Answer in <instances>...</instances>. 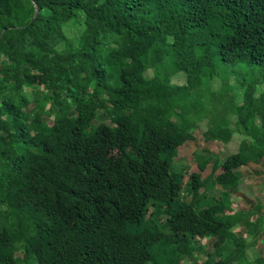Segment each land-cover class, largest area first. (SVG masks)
Masks as SVG:
<instances>
[{
	"label": "trees",
	"instance_id": "trees-1",
	"mask_svg": "<svg viewBox=\"0 0 264 264\" xmlns=\"http://www.w3.org/2000/svg\"><path fill=\"white\" fill-rule=\"evenodd\" d=\"M202 124L240 140L225 160L196 152L206 178L175 165ZM263 162L264 0H0V264H177L198 237L221 247L252 211L222 235L228 206L201 190L230 201Z\"/></svg>",
	"mask_w": 264,
	"mask_h": 264
},
{
	"label": "rangeland",
	"instance_id": "rangeland-1",
	"mask_svg": "<svg viewBox=\"0 0 264 264\" xmlns=\"http://www.w3.org/2000/svg\"><path fill=\"white\" fill-rule=\"evenodd\" d=\"M49 107V106H48ZM49 124H53V118L48 120ZM176 117L172 116L169 120L170 128L175 131ZM204 124L196 130L194 133V139L186 141L178 151V156L175 159V165L179 168L188 167L187 175L191 173H200L202 178H206L212 170V166L201 172L197 160L196 152L200 150H208L211 153L218 154L222 160H225L228 156L237 152L240 144V140L236 137H228L230 131H224L225 134H221L211 139L205 135ZM229 138V139H228ZM221 171H218L219 174ZM179 175L175 181L182 185L181 198H185L188 194V176ZM241 177V183L239 190L233 192L230 195V201L223 197V189L217 185L211 191L202 189L201 193L208 197H214L220 203H226L228 210L226 215L220 217L225 223V230L222 231V235H225L229 230V216L233 213L246 211H252V215L246 213L245 218L249 217L251 225L248 229L239 224L238 228L231 230L235 234L234 237L229 236L225 245L221 247H215L212 240H206L196 238L194 242V256L182 257L177 260V264H194L196 259L201 264H216L218 257L216 252H221L223 258L228 260L230 264H237V260L240 264H264V162L262 165L250 163L248 166L242 167L239 170ZM190 199V198H188ZM210 202H213L210 200ZM260 220L258 221V219ZM247 222L243 218V223ZM257 222V223H256ZM144 225L140 223L139 227ZM215 240V239H214ZM146 258L150 257V254L145 253ZM166 261V256H163Z\"/></svg>",
	"mask_w": 264,
	"mask_h": 264
},
{
	"label": "water",
	"instance_id": "water-1",
	"mask_svg": "<svg viewBox=\"0 0 264 264\" xmlns=\"http://www.w3.org/2000/svg\"><path fill=\"white\" fill-rule=\"evenodd\" d=\"M37 14H38V10H36V13H35V16H34L33 20H35V18L37 17Z\"/></svg>",
	"mask_w": 264,
	"mask_h": 264
}]
</instances>
